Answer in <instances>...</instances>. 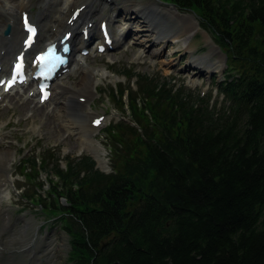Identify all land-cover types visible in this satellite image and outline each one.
Wrapping results in <instances>:
<instances>
[{
	"label": "trees",
	"instance_id": "1",
	"mask_svg": "<svg viewBox=\"0 0 264 264\" xmlns=\"http://www.w3.org/2000/svg\"><path fill=\"white\" fill-rule=\"evenodd\" d=\"M164 1L226 54L220 107L135 76L139 129L107 131L112 174L89 157L25 163L59 179L72 264H264V0Z\"/></svg>",
	"mask_w": 264,
	"mask_h": 264
},
{
	"label": "rangeland",
	"instance_id": "2",
	"mask_svg": "<svg viewBox=\"0 0 264 264\" xmlns=\"http://www.w3.org/2000/svg\"><path fill=\"white\" fill-rule=\"evenodd\" d=\"M54 1L55 0H52L53 3H51L50 8V10L53 9L50 11L53 13L54 11H56ZM65 1L67 0H63V2ZM115 1L119 3V13L117 14L118 9L116 7H109L108 5H106V3H103L104 11L95 17V24L97 25L99 21L105 17L109 21L113 32L118 36V39H121L123 36L122 29L124 25H128V27H131L133 32H138L137 25L131 24L132 26H130L129 24H126V16L121 18L123 16L122 14L124 13L126 6L132 5L134 3L136 5H140L141 3H151L155 5H160L162 6V8L166 7L168 9L175 10L173 7L167 5L165 6L159 3L157 0ZM12 2L15 5L12 4ZM12 2L11 0H6V5L8 9L13 10V8L15 7L17 10L19 8V0H17V3L13 0ZM80 4L81 3L76 5ZM76 5H74L73 7H75ZM186 15L189 17H193L197 22H199L198 18L192 15V13L189 12L186 13ZM129 19L136 20V16L128 17V20ZM143 20L145 19L143 18ZM118 21L122 22L123 25H120L119 27V25H117ZM139 22L140 24L143 23L142 21ZM162 27L163 29L165 27L164 19ZM3 30L4 29H1V32ZM167 31L169 32V30ZM143 32L144 33H142V35H145L146 37L138 38L136 36H133L125 39V41L122 42L123 46L121 47L119 52L115 54H111L108 57L91 56L86 59L87 64L90 65L88 66V69L91 67V70H97L100 71L99 73L103 72L104 74L98 75L96 91L97 96H94L89 101L91 110L85 109V111L90 115H92L91 111H93L94 114L92 116H94L95 118L104 114V112L109 109V118L107 119L106 124H104L100 129L95 130L96 133L93 137V140L97 144H99L104 150V160L107 163V168L104 171H106L105 173L107 174H111L113 171L110 159L113 160L115 154H112V152L108 149L104 133L107 127H109L111 124L118 123L121 120L126 119L127 116H129V113H127V115L125 116L126 118H124L120 107L110 102V91H112V89L118 90L121 87L131 88L136 91V79L131 81L126 79L124 76L130 77L133 73H135L140 77L146 76L153 80L168 79L167 83L171 84V86H175L178 89L183 88L185 91H187L194 97H211L212 105L216 102H222V99L218 97V90L216 89L215 83H220L223 81L225 72L227 71L229 66L227 57L224 54L220 53L225 58V61H227V63L224 61L225 67L223 66L221 72H206L199 68H190V64L192 60H194L193 58L205 56L210 50L211 46L208 40L214 43V39L209 34H204L203 32H201V30L200 32L194 30H189L186 33L182 32L181 38H192L191 40H188V43L186 41V43L190 45L189 48H186L187 50H185V47L182 48L183 45H186V43H182L178 46H169L163 51H154L155 49H158V47H155L154 38L150 37L151 35L149 33V29H145ZM19 37L20 34L18 35V40L16 42L18 44L20 42ZM141 41H149V43L146 42L145 47H147V51L145 52V55H143L144 52L142 53V56H148L147 60L142 59L141 57L139 60H136L135 58L139 55L138 53L140 51L139 49H134L133 47H138L136 45H138ZM144 45V43L139 44L142 49H145L143 48ZM131 49L134 50V53L127 52ZM152 51H154V54L152 53ZM161 52H164L162 56ZM152 57L154 59H158L159 57L160 58L157 60V62L152 64ZM215 57L218 58L220 57V55H216ZM190 59L191 61H189ZM79 73H81V71ZM199 73H201L202 76L199 75ZM209 73H213L211 80ZM72 76L73 75H69L68 77L64 78L61 83L64 86L69 87L73 84L79 85L84 80L83 75L81 74H79L78 77ZM25 93L21 92L22 95H25ZM71 100L76 102L75 99ZM31 105H34V103H31L28 107L22 106V103L20 102L19 98H16L10 103L11 109L7 111L0 110V135H4V142H0V152H11L15 157L12 162L13 166L11 168V172L13 175V183L9 185L10 195L5 198L2 204L3 209L8 211L11 215V223L13 228L12 231H10L9 233L2 232V212L0 214V245L6 249V252L3 253L2 257L0 258V264H13V258L20 257V255L11 257V253H14V251L18 252V254H21L20 252L24 250V256H26L27 259H29L30 261H32L36 257H29L28 252H25V249L20 248L18 243V245L16 244L14 248L8 245V240H11L13 235L21 236V233L23 234V230H26L25 235L29 236V231L31 228L30 224H26V229H20L26 222L32 223L34 225V228L30 232V237L32 236L35 229L37 230L40 226L44 228H49V222L50 225H54V223H57L58 230L56 236L51 237L52 242H47V244H52L55 242V245L54 247H51L52 250H48L47 253H44V255H40L39 259L45 260V264H50L49 258L51 259L54 257V261L52 264H70L69 261L71 248L69 247V240L67 236H64L60 232L63 231L62 224L61 230L60 226H58L60 218L59 220L53 221L56 216L49 215L47 213V207L50 203L53 202V200H55V209L60 208V200L56 195V191L53 189L50 190L49 188V183H53L51 182V180L53 181V178H49L47 174H42L40 177H37V174L34 171L31 172V174L26 175V166L21 165V163L33 157H44L46 159L50 157V159H52V156H49L50 152L52 151L56 154L55 163L59 160V165L63 169H65V162L68 159H80L82 157H87L91 155L87 150H82L83 145L80 142L83 139H80L81 135H77L78 132L76 128L73 129L72 132L68 133V130H66L61 125L60 120H58L55 115H50L48 114V111H42L38 108H34L35 105ZM54 106H51L49 111L51 113L55 112L54 114H56ZM76 116L78 119H80L81 117L80 114H76ZM135 117L138 118L137 116ZM68 124L70 125L71 122L69 121ZM53 162L54 161L51 160V163ZM50 195L57 197L54 198ZM50 197L53 199H51V202H49ZM50 217H52V219ZM15 227H17L19 230H17V228ZM50 236H52V234ZM34 237L36 242L37 234H35ZM44 239L45 238H43V240ZM15 262H19V260L17 259L15 260ZM20 263H23V261H20Z\"/></svg>",
	"mask_w": 264,
	"mask_h": 264
},
{
	"label": "bare ground",
	"instance_id": "3",
	"mask_svg": "<svg viewBox=\"0 0 264 264\" xmlns=\"http://www.w3.org/2000/svg\"><path fill=\"white\" fill-rule=\"evenodd\" d=\"M13 1L16 2V0H13ZM49 2L50 0H46V3H49ZM77 2L78 1L76 0V4H78ZM2 4L3 2L2 0H0V61H2L3 63L10 64L14 58V55H16L18 51H20V48H21L20 43L18 44L16 42L18 40V35L20 34V37H21L23 34L22 33V22L21 20L18 19L17 13L7 12L3 10L1 8ZM96 4H97L96 0L95 1L88 0L84 3V5L86 6V10L84 11V18H87L89 20L88 23H91V22L93 23L94 21L93 19H95V18L90 19L89 15H98L100 13L96 7ZM141 4H147V3H141ZM150 6L155 7L158 13L159 11L163 13V15L161 14L160 15L166 19L165 25L167 29L169 30L168 33L170 34L172 33L171 35L164 33L163 37H159V39H161L162 41L171 38L172 43L178 46L179 44L186 43V40H180L182 36V32L186 33L189 30L190 31L192 30L200 31V26L193 17H189L187 15H181L172 9L157 7V5L155 4H150L147 7L143 6L142 8H137L135 13L137 15H142V16H145V18H147L149 15L148 11L151 8ZM29 7H30V0H25L24 2H22L21 9H27ZM70 10L64 16L55 15L54 16L55 22L52 19V21L49 23L48 19L46 20L47 16L44 13L40 16L38 23L40 24L41 30L43 31V35L41 36V38L44 40L45 46L47 44H51L54 40H57L59 36L62 34V32L72 29V27H70L67 24V21L71 16V15L69 16ZM61 14H64V12H62ZM10 24H12L14 35H13V40L11 42V45L8 46L5 43V41L1 38V34H2L1 29H5V27ZM77 25H78V22L75 24L73 29L76 28ZM83 25H86V24H83ZM150 27L155 28V24L151 23ZM54 28H57V30L55 31V34L49 36L50 32H52V29ZM92 35H93V32H92ZM159 39H156V40L159 41ZM208 42L211 46L210 51L205 55V57L192 60L190 64L191 65L190 68H199L206 72H209V71H220L221 72L224 66L225 58L220 54L221 52L219 53V50L218 51L216 50V47L213 42H211L210 40H208ZM74 43H75V53L79 55L82 51L81 49L83 48L82 45L89 44V42H84L83 39L79 37L78 35H76V39ZM117 44L119 45V47L121 46L120 41H117ZM7 46L10 51L8 55L10 56H7L5 58V57H2L1 52L4 51ZM143 48H145V45L143 46ZM77 51L79 52L77 53ZM216 55H220V57L216 58L215 57ZM79 64H80L79 59L74 60L73 72L75 73L77 72V70L78 72L81 71V75H83V77L87 73V75L84 77L83 82L79 85L73 84L69 87L63 86V84L59 82L56 83L55 90H54V99L50 101V103L46 104L45 108L50 109L49 107L52 106V104L61 105V108H59V111L56 113L57 118L61 120H64V119L70 120L71 124L67 128L68 131L70 130V127H72L73 129L75 128L77 129V132H78L77 135H81L80 139H83L80 142L83 145L82 150L85 149L90 154L94 155L97 159L98 165L104 171L107 168V163L104 160V156H105L104 150L99 144H97L93 140V137L95 136L94 134L96 132L93 130L94 128L89 126L91 125L92 122L94 123L98 117L92 118L94 117L92 116L93 114L90 115L89 113L85 111V109L91 110L89 101L96 94L98 75H104V74L102 71H101L102 73H99L100 71H97V70L93 71L91 70V68L88 69V65L86 64V61H85V66L82 69L79 68L80 66ZM199 75L202 76L201 73H199ZM72 90H74V93L76 95L75 99L77 98L78 102L81 103V106L80 105L73 106V109L70 110V115H69L66 111V108L69 107L68 103L71 102V99L70 98L67 99V97L69 96ZM15 94L18 95V92H16ZM32 100L33 101H30L29 97L26 99V101L29 102L30 104L34 103L35 108H38V107L41 108V105L38 103V101L37 103H35L37 100L36 97H33ZM76 114H80L81 116L80 119L77 118ZM14 158L15 157L13 153L11 152H6V151L0 152V214L3 212V223H2L3 233H9L10 231H12V228H13L12 223H11V215L8 211L3 209L2 204L5 198H7L10 195L9 185L13 183L12 181L13 175L11 172V168L13 166L12 162ZM24 229H26V227ZM25 232L26 230H23V234L21 233V236L13 235L11 240L10 239L8 240V245L14 248L15 245L18 243L20 248L25 249L26 246L29 245L30 243V241H28L29 236H26ZM33 242H35V237L31 241V243ZM23 251L24 250H22L20 253H22V255H25ZM5 252H6V249L0 245V258ZM25 252H27V250H25ZM11 257H15V255L11 253ZM29 257L33 258L31 255H29Z\"/></svg>",
	"mask_w": 264,
	"mask_h": 264
}]
</instances>
